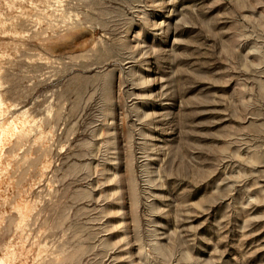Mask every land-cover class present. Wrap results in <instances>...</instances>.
<instances>
[{"label":"rangeland","instance_id":"1","mask_svg":"<svg viewBox=\"0 0 264 264\" xmlns=\"http://www.w3.org/2000/svg\"><path fill=\"white\" fill-rule=\"evenodd\" d=\"M0 264H264V0H0Z\"/></svg>","mask_w":264,"mask_h":264}]
</instances>
